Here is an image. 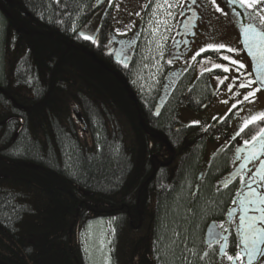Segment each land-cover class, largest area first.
I'll use <instances>...</instances> for the list:
<instances>
[{
    "label": "trees",
    "instance_id": "1",
    "mask_svg": "<svg viewBox=\"0 0 264 264\" xmlns=\"http://www.w3.org/2000/svg\"><path fill=\"white\" fill-rule=\"evenodd\" d=\"M113 10L0 0V264H86L83 230L101 219L110 264H204L218 160L204 181L205 139L188 143L178 111L215 94L202 75L156 110L112 49Z\"/></svg>",
    "mask_w": 264,
    "mask_h": 264
},
{
    "label": "flooded vegetation",
    "instance_id": "2",
    "mask_svg": "<svg viewBox=\"0 0 264 264\" xmlns=\"http://www.w3.org/2000/svg\"><path fill=\"white\" fill-rule=\"evenodd\" d=\"M152 1L154 0H146L136 16L134 12L135 17L130 25L124 24L123 29L115 28L116 30L112 31L114 33L112 49L116 52L118 60L124 59V63L128 60L127 64L133 68L138 67L140 63L137 51L140 46L143 15L151 9ZM202 1L206 4H196V2L193 3V0H179L178 7L173 12V28L169 39L161 50L162 53L159 52L161 62L151 71V86L147 91V95L156 103V110H160L161 105L167 103L176 106L181 100L184 90L195 87L197 79L202 75H207L210 92L215 94L210 77L217 74L218 71L208 72L204 69L209 68L206 65L211 64L213 58H216L220 51L226 50L221 49L216 52L209 49L200 52L196 59H192V57L207 45H217V35L211 31L213 28H217V24L225 34H228L227 42L231 44L229 47L233 48L236 44L241 49L249 66L250 79L255 80L251 60L240 43L243 27L248 26L246 20L249 21L250 18L248 8L241 7L239 3L232 5L228 3V0H216V4L224 10L223 13L217 11L221 16L216 19L207 7V3L211 4V0ZM261 8H264V4H258L257 9ZM253 11L257 24L264 30V24L260 23L256 10ZM256 28L258 29V27ZM220 40L222 42L221 38ZM151 53L153 54V52ZM202 61L203 63H201ZM252 85L255 89L259 88L258 92L263 94V97L250 107L248 118L264 112V86L260 88L257 83ZM184 106L188 107L190 111H195L187 103ZM231 114L213 120L208 126L213 134L208 135L207 128L204 136L199 138L205 139L203 155L207 137L220 134L223 138L212 159L206 165H203V156L200 159L202 173L200 177L204 181L211 162L218 160L214 166L216 169L212 170L210 180L215 196L214 214L204 224L200 259L204 264H264V231H259L264 228V222L260 219L264 216V212L258 210L264 208V205L259 202L260 196H253L249 190V185H251L257 194L264 193V149L261 148V140L264 137L255 142L251 141L252 135L259 132L260 128H264V120L251 123L244 128L243 132H240L241 127L231 129ZM245 140L250 142L245 144ZM254 151L255 154H253ZM236 169L239 171L227 181L229 175ZM241 218H244L245 225H241ZM248 223L255 225L257 229L255 235L247 230ZM209 224L214 225L215 233L212 241L206 244L205 232ZM245 238L247 239L245 240ZM236 254H240V260L227 259V256Z\"/></svg>",
    "mask_w": 264,
    "mask_h": 264
},
{
    "label": "rangeland",
    "instance_id": "3",
    "mask_svg": "<svg viewBox=\"0 0 264 264\" xmlns=\"http://www.w3.org/2000/svg\"><path fill=\"white\" fill-rule=\"evenodd\" d=\"M145 1L146 0H113L114 10L112 14V28L114 30H119L125 27L123 26L124 24L130 25ZM178 2L179 0H154L152 1L151 9L146 11L143 15L144 20L140 32V46L137 51L140 63L138 67L136 66V68H134L135 85L139 93H147L151 86V71L161 62V54L159 55V52L162 53L161 50L169 39L174 24L173 12L177 9ZM199 3L206 4L202 0H197L196 4ZM207 7H209L211 14L214 15L216 19L220 18L221 15L215 10L212 3H207ZM248 11L250 12V18L249 21L246 20V23H253L263 32L264 30L260 28L256 20L251 19L255 15L253 9H248ZM134 12L135 16L133 15ZM211 31L217 35V45L223 44L228 47L229 45L231 46V44L227 42V40H229V37H227L228 34L224 33V30L219 24H217V28H213ZM232 49L236 51H220L216 55V58H213L212 63L206 65L211 68L213 63H219L227 65L230 68V71L227 73L223 72L221 69H213L218 71V73L210 77L211 84L215 90V97L212 102L201 111H190L189 108L186 107L187 105L181 106L178 111L179 123L184 126L195 127L189 135V144H193L197 139L204 136L206 129L213 120L225 117L230 113H232L230 121L231 129L244 126V122L249 116L250 107L263 97V94L254 91L255 87L253 85L245 88L239 87L241 81L250 79V70L241 49L238 48L236 44H234ZM151 52H153V54ZM222 56H229L232 60H236L239 64H243L244 67L240 68L239 64L233 65L230 61L222 60ZM125 58L127 57L125 56ZM225 76L228 77V79L224 80V83L221 84L218 77L223 78ZM229 86H231V91H229ZM253 91L254 95H250L249 99L245 100L244 96ZM221 139L223 138L220 134H214L212 137L206 138L203 165H206L212 159L216 149L222 141ZM111 237L112 227L110 220L101 219L92 221L86 225L81 237L86 264H110Z\"/></svg>",
    "mask_w": 264,
    "mask_h": 264
},
{
    "label": "snow or ice",
    "instance_id": "4",
    "mask_svg": "<svg viewBox=\"0 0 264 264\" xmlns=\"http://www.w3.org/2000/svg\"><path fill=\"white\" fill-rule=\"evenodd\" d=\"M195 2L196 0H193V3ZM211 3L214 5L216 11L223 13L224 10L220 8L218 4H216V0H211ZM228 3L232 5L239 3L241 7H246L248 9L256 10V15L259 16L260 23L264 24V14H262L264 13V8L257 9V5L264 4V0H228ZM251 19L254 20L255 16H253ZM242 35L245 38L244 42L249 49L250 55H252L253 58H256L257 55L259 56V67L257 69L258 75L256 76V79L255 80L248 79L246 81H241V83L239 84V87L241 88L250 87L252 84L257 83V82L261 86H264V32L259 31L253 23H249L248 26L243 29ZM84 38L90 39V37H87V36H85ZM209 49L216 51V52H219L221 49H224L228 52L236 51L235 49H232L223 44H220V45L210 44V45H207L206 48L200 49L199 52L193 55L192 59H196V56L199 55L200 52H203ZM253 49H256V51H252ZM221 59L230 61V63L233 65L239 64L238 61L232 60L231 57L229 56H222ZM201 63H203V61ZM239 67L243 68L244 65L239 64ZM213 69H221L225 73L230 71V68L227 65L219 64V63H213L211 68L204 69V71L211 72ZM218 79H219V82L223 84L224 80L228 79V77L226 76L223 78L218 77ZM258 90L259 88L255 89L254 91H258ZM229 91H231V86H229ZM254 91L252 93H249L248 95H245L244 99L248 100L250 95H254ZM259 120H264V112L252 115L247 120H245L244 126L240 128V132H243L244 128H246L249 124L259 121ZM194 123H198V122H194ZM261 137H264V128H260L259 132H257L255 135H252L251 141L255 142ZM249 142H250L249 140H245L244 143L248 144ZM261 148L264 149V139L261 140ZM253 154H255V151ZM249 190L253 196L259 195L260 196L259 202L261 205H264V193L257 194L256 190L251 188V185H249ZM258 210L261 212H264V208H260ZM252 219L254 220L255 218H252ZM260 219L262 222H264V216H262ZM241 225H245L244 218H241ZM246 228L248 231L252 232L253 235L257 233V229L253 223H248L246 225ZM259 231H264V228L259 229ZM246 239L247 238H245V240ZM227 259L228 260H240L241 256L240 254H236L235 256H227Z\"/></svg>",
    "mask_w": 264,
    "mask_h": 264
},
{
    "label": "water",
    "instance_id": "5",
    "mask_svg": "<svg viewBox=\"0 0 264 264\" xmlns=\"http://www.w3.org/2000/svg\"><path fill=\"white\" fill-rule=\"evenodd\" d=\"M245 27H243L244 29ZM242 33H243V30H242ZM245 38L243 35H241L240 37V43H241V47L243 50H245L251 60V66H252V71H253V74H254V77L256 79V76L258 75V67H259V56L257 55L256 58H253L252 55H250L249 53V49L247 47V45L245 44L244 42ZM252 51H256V49H253ZM128 54V53H127ZM126 63H128V60H126ZM257 85L260 86V88H262L263 86H261L258 82H257ZM239 171V169H236L235 171H233L230 175H229V178L227 181H229L230 179H232L235 174ZM214 233H215V227L213 224H209V226L207 227L206 229V232H205V242L206 244L210 243L213 239V236H214Z\"/></svg>",
    "mask_w": 264,
    "mask_h": 264
},
{
    "label": "bare ground",
    "instance_id": "6",
    "mask_svg": "<svg viewBox=\"0 0 264 264\" xmlns=\"http://www.w3.org/2000/svg\"><path fill=\"white\" fill-rule=\"evenodd\" d=\"M185 127H188V126H185ZM194 129V127H192V130ZM210 137V136H209Z\"/></svg>",
    "mask_w": 264,
    "mask_h": 264
}]
</instances>
